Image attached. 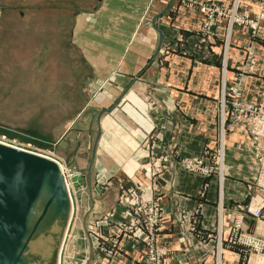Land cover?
Returning <instances> with one entry per match:
<instances>
[{"label":"crops","instance_id":"obj_1","mask_svg":"<svg viewBox=\"0 0 264 264\" xmlns=\"http://www.w3.org/2000/svg\"><path fill=\"white\" fill-rule=\"evenodd\" d=\"M234 2L85 0L64 5L54 20L69 26L68 42L91 74V97L61 142L73 127L81 137L72 168L90 195L112 185L100 199L113 217L99 223L110 241L103 264H146L143 238L118 226L132 220L119 204L120 186L139 185V198L159 205L156 247L166 264H243L247 242L264 239V202L260 217L247 210L260 197L262 151L248 124L253 110L264 115V3L241 0L244 22L232 24ZM202 5L216 11L208 32ZM229 90L238 95L225 100ZM221 131L222 162L204 159L198 167L213 173L186 169L184 159L220 152Z\"/></svg>","mask_w":264,"mask_h":264},{"label":"rangeland","instance_id":"obj_2","mask_svg":"<svg viewBox=\"0 0 264 264\" xmlns=\"http://www.w3.org/2000/svg\"><path fill=\"white\" fill-rule=\"evenodd\" d=\"M84 2L85 0H0V142L53 158L66 174L65 179L70 185L69 191L74 201V213L61 264H103L107 251H110L107 247L110 241L101 232L99 223L103 219L113 218L110 214L112 210L101 211L100 206L101 197L112 186L110 182L96 186L94 196L89 193L87 181L80 182V186L74 178H79V175L76 174L78 170L72 168L75 156L73 145L78 140L81 141V137L76 138L74 127L69 131L68 136L71 137L67 142H61L69 125L91 97V74L86 70L80 51L68 42L69 26H57L53 22L63 17L61 7L64 5L68 8L70 3L73 5ZM48 21L52 23L47 24ZM61 27L62 30L59 29ZM225 92L224 98L235 96V90ZM252 112L259 111L255 109ZM223 131L218 140L220 152H207L199 157L186 158V169L189 168L191 173L200 172L203 176L213 173L215 169L212 166L205 169L202 167L200 171L198 167L203 164L204 159L211 163H217L219 159L222 162L225 138ZM258 141L260 144L255 141V146L262 151V140ZM87 145L91 150L92 141ZM148 157L146 155L144 161ZM82 161L87 164L86 158ZM76 185L79 186L80 193H77ZM138 187L140 188L139 185L119 187L121 195L128 198L121 199L120 195L119 204L131 212V222L137 204L141 203L145 212V209L148 211L155 203L143 197L141 200ZM257 187L260 191L261 188ZM145 190L147 188L143 185L142 192L145 193ZM261 195L254 204H262ZM129 224L123 219L118 226L132 236L136 228ZM239 238L238 235L236 240ZM149 247L145 243L146 258ZM158 252L162 257L163 253L160 250Z\"/></svg>","mask_w":264,"mask_h":264},{"label":"water","instance_id":"obj_3","mask_svg":"<svg viewBox=\"0 0 264 264\" xmlns=\"http://www.w3.org/2000/svg\"><path fill=\"white\" fill-rule=\"evenodd\" d=\"M72 216L59 162L0 142V264H61Z\"/></svg>","mask_w":264,"mask_h":264},{"label":"built area","instance_id":"obj_4","mask_svg":"<svg viewBox=\"0 0 264 264\" xmlns=\"http://www.w3.org/2000/svg\"><path fill=\"white\" fill-rule=\"evenodd\" d=\"M241 0H235L234 6L232 8V11L230 13L231 17V23H243L244 20L237 19V11L238 7L240 5ZM262 3H264V0H261ZM200 12L205 17V24H204V30L209 31L212 27V25L215 23V9L210 8L207 5H202L200 7ZM222 16L225 15L223 12L221 13ZM238 95L237 90H235V96L232 97L230 95V98H234ZM226 100V98H224ZM226 105V103H225ZM252 114V113H251ZM225 120V119H224ZM226 121V120H225ZM249 129L251 130L253 138L256 142H258V145L260 144L259 139L262 140V155L260 157V173H259V179L257 182V185L261 188L260 194L261 195V201L264 202V115L260 112H253L252 118L249 122ZM64 173V172H63ZM65 178L66 174L64 173ZM155 202V201H153ZM139 203V207L134 210V219L129 224L131 227H135V235L137 237H142L146 244H148L149 251H148V257L146 258V264H166L162 257L160 256V253L157 250L156 247V240H157V230L160 222V208L159 205L155 202L152 207L147 211L145 209V212H143V208ZM261 204H251L249 206L248 213L254 215L256 218L260 217L261 215V208L259 207ZM138 211V212H137ZM138 216V221H137ZM247 245L250 247V252L247 256V259L243 264H264V239H251L247 242Z\"/></svg>","mask_w":264,"mask_h":264},{"label":"bare ground","instance_id":"obj_5","mask_svg":"<svg viewBox=\"0 0 264 264\" xmlns=\"http://www.w3.org/2000/svg\"><path fill=\"white\" fill-rule=\"evenodd\" d=\"M5 144V143H4ZM68 183V182H67ZM67 187H68V189L70 190V185L69 184H67ZM70 192V191H69ZM254 204V203H253Z\"/></svg>","mask_w":264,"mask_h":264}]
</instances>
